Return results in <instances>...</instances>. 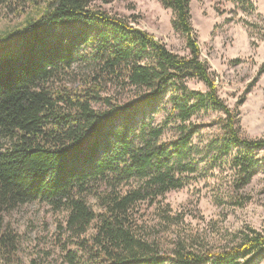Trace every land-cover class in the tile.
<instances>
[{
	"label": "trees",
	"instance_id": "1",
	"mask_svg": "<svg viewBox=\"0 0 264 264\" xmlns=\"http://www.w3.org/2000/svg\"><path fill=\"white\" fill-rule=\"evenodd\" d=\"M113 1L0 0L6 16L24 13L25 5L35 12L18 33L20 50L0 59V132L9 140L0 147L2 255L16 263L17 235L1 228L3 213L39 199L67 211L63 230L76 245L64 248L68 264H253L264 235L252 228L232 246L197 251L178 243L162 254L138 222L141 203L181 188L183 175L196 170L195 114H224L214 147L219 155L241 151L232 159L240 185L255 171L253 152L264 149V136L243 139L236 130V114L200 56L190 0H158L172 10L183 54L105 9ZM232 1L246 13L256 10L251 0ZM78 57L86 68L69 82ZM166 95L162 123L137 121ZM170 123L174 134L165 137ZM96 184L103 186L95 190L97 211L84 199Z\"/></svg>",
	"mask_w": 264,
	"mask_h": 264
},
{
	"label": "rangeland",
	"instance_id": "2",
	"mask_svg": "<svg viewBox=\"0 0 264 264\" xmlns=\"http://www.w3.org/2000/svg\"><path fill=\"white\" fill-rule=\"evenodd\" d=\"M255 11L244 12L232 0H190V18L200 47L201 58L213 72L218 94L236 114L237 129L248 139L264 136V0H251ZM28 3V2H27ZM26 3V4H27ZM129 19L132 25L152 33L166 47L179 54L186 52L184 36L172 26L173 13L158 0H115L103 5ZM24 13H0V59L21 48L18 33L25 16L35 15L32 8L23 6ZM86 59L78 57L69 70V82L76 81L86 68ZM73 76H72V75ZM74 75H77L76 77ZM187 85L204 91L201 82L189 80ZM167 95L153 109L139 115L153 125L163 122L168 108ZM224 114L207 109L195 114L191 121L199 124L192 139L196 170L187 172L184 185L171 190L153 203L138 206L146 235L156 240L159 253L171 250L178 243L187 248L205 251L237 244L249 228L264 235V149L254 150L255 171L245 185L232 159L234 148L219 155L215 140L220 132ZM165 137L174 134L170 123ZM0 132V147L8 144ZM96 184L84 196L93 210H100ZM67 211L53 210L42 200L22 204L5 211L2 229L17 235V260L13 264H68V250H75L69 234L64 232ZM93 232V227L89 233ZM0 251V264L8 263ZM166 264H171L167 262ZM253 264H264V252Z\"/></svg>",
	"mask_w": 264,
	"mask_h": 264
}]
</instances>
